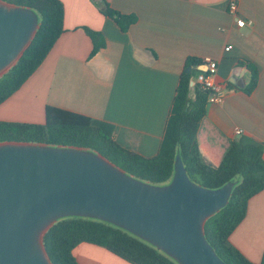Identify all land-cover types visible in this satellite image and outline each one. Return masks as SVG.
I'll return each mask as SVG.
<instances>
[{
  "label": "crops",
  "instance_id": "1",
  "mask_svg": "<svg viewBox=\"0 0 264 264\" xmlns=\"http://www.w3.org/2000/svg\"><path fill=\"white\" fill-rule=\"evenodd\" d=\"M59 1L63 32L40 67L0 105V121L43 124L49 105L113 125L118 143L151 158L159 151L186 60L209 58L217 63L223 101L205 105L197 132L202 161L217 167L240 136L264 144V0H235L238 17L252 22L245 27L228 13L231 0H106L114 11L136 17L126 32L95 0ZM84 28L101 33L105 42L90 59L92 42ZM247 64L258 71L250 94L227 81L239 69L246 86ZM198 66L191 67V81ZM229 241L248 261L260 263L264 189L248 201ZM72 255L78 264H129L89 243L75 246Z\"/></svg>",
  "mask_w": 264,
  "mask_h": 264
},
{
  "label": "water",
  "instance_id": "2",
  "mask_svg": "<svg viewBox=\"0 0 264 264\" xmlns=\"http://www.w3.org/2000/svg\"><path fill=\"white\" fill-rule=\"evenodd\" d=\"M39 26L33 10L0 0V78L17 64ZM227 81L245 87L239 69ZM233 186L210 190L194 184L179 155L171 179L156 186L86 149L0 142V264H51L43 237L70 217L111 224L177 264H225L207 242L204 225L227 205Z\"/></svg>",
  "mask_w": 264,
  "mask_h": 264
},
{
  "label": "trees",
  "instance_id": "3",
  "mask_svg": "<svg viewBox=\"0 0 264 264\" xmlns=\"http://www.w3.org/2000/svg\"><path fill=\"white\" fill-rule=\"evenodd\" d=\"M1 1L33 10L40 26L17 64L0 78V105L40 67L63 32V6L59 0ZM95 3L99 11L112 19L122 32L136 22L134 15L114 11L106 0H95ZM83 30L92 42L90 59L104 48L105 42L101 33L88 28ZM200 64L193 58L186 60L165 133L154 157L145 158L123 147L116 140V128L111 124L49 105L44 108L43 124L0 121V142L86 149L102 155L127 175L156 186L171 179L174 161L179 155L189 180L196 185L215 190L234 182L227 205L206 221L204 235L225 264H254L231 245L229 236L244 219L248 201L264 189V144L240 136L217 167H210L202 161L197 132L207 94L195 87L191 97V73H185L187 67ZM246 69L249 78L243 90L250 94L257 85L258 71L250 64ZM80 243L102 247L129 264H177L141 239L98 220L61 219L43 237V246L51 264H78L72 250ZM259 264H264V254Z\"/></svg>",
  "mask_w": 264,
  "mask_h": 264
},
{
  "label": "built area",
  "instance_id": "4",
  "mask_svg": "<svg viewBox=\"0 0 264 264\" xmlns=\"http://www.w3.org/2000/svg\"><path fill=\"white\" fill-rule=\"evenodd\" d=\"M238 6L235 0H231L228 4V13L234 17L237 27L251 26V21H245L238 17ZM232 49L230 45L224 48L225 52H229ZM204 68L203 71H199L195 80L190 81L191 89L197 87L201 91L207 94L206 104L221 103L223 101V87L215 81L217 73V63L209 58H204L201 64L198 66ZM242 133L240 129L235 130V135L239 136Z\"/></svg>",
  "mask_w": 264,
  "mask_h": 264
},
{
  "label": "rangeland",
  "instance_id": "5",
  "mask_svg": "<svg viewBox=\"0 0 264 264\" xmlns=\"http://www.w3.org/2000/svg\"><path fill=\"white\" fill-rule=\"evenodd\" d=\"M21 100V98L19 99V100H16V103H18L19 101ZM14 107V109H17V104L15 105V106H13ZM30 120H32V122H35V121H38L39 119H35V118H33V119H30ZM43 120V119H42ZM41 120V121H42ZM34 124V123H33Z\"/></svg>",
  "mask_w": 264,
  "mask_h": 264
}]
</instances>
